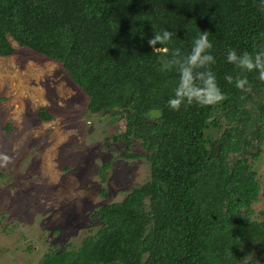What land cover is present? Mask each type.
Segmentation results:
<instances>
[{"label":"trees","instance_id":"16d2710c","mask_svg":"<svg viewBox=\"0 0 264 264\" xmlns=\"http://www.w3.org/2000/svg\"><path fill=\"white\" fill-rule=\"evenodd\" d=\"M165 29L169 54H187L209 32L224 101L168 107L178 73L161 71L162 47L148 44ZM11 39L57 61L89 112L118 109L113 137L138 140L149 162L147 180L90 212L100 220L93 232L75 247L45 251L37 264H247L250 247L264 254V217H250L258 182L248 162L263 138L264 99L252 92L264 81L227 62L229 49L264 50V0H0V55L12 53ZM229 75L246 76L250 91ZM216 109L226 123L212 139L205 132ZM37 117L52 113L40 106Z\"/></svg>","mask_w":264,"mask_h":264},{"label":"rangeland","instance_id":"374dc122","mask_svg":"<svg viewBox=\"0 0 264 264\" xmlns=\"http://www.w3.org/2000/svg\"><path fill=\"white\" fill-rule=\"evenodd\" d=\"M11 44L12 53L0 55V157L10 158L0 160V264H37L45 251L75 247L93 232L100 220L90 212L147 180L149 162L138 140L113 137L121 130L118 109L89 112L87 96L57 61ZM252 97L264 99V86ZM40 106L50 119L37 117ZM218 111L205 132L212 139L226 123ZM248 162L258 182L250 217L261 218L264 128L260 152ZM241 261L264 264V254L250 247Z\"/></svg>","mask_w":264,"mask_h":264},{"label":"clouds","instance_id":"9594fccd","mask_svg":"<svg viewBox=\"0 0 264 264\" xmlns=\"http://www.w3.org/2000/svg\"><path fill=\"white\" fill-rule=\"evenodd\" d=\"M209 32H201L192 41L190 52L183 54L179 48H174L169 54L166 47L172 42L173 33L167 29L162 32H154L148 44L157 48L159 43L164 55L159 63L161 71H171L175 69L178 73V83L174 89V94L169 98L167 104L173 111H179L181 107H188L196 104L201 107L215 106L227 97L221 91L216 79V74L212 71L216 59L212 54V42L208 39ZM227 62L239 68L242 72H257L259 79L264 81V50L250 53L244 51L237 53L235 49L227 52ZM225 79L228 83H234L237 89L242 92L250 91L251 85L246 76H237L235 79L229 75ZM4 164L10 161L7 155L0 157Z\"/></svg>","mask_w":264,"mask_h":264},{"label":"water","instance_id":"95a60500","mask_svg":"<svg viewBox=\"0 0 264 264\" xmlns=\"http://www.w3.org/2000/svg\"><path fill=\"white\" fill-rule=\"evenodd\" d=\"M216 153L218 152V143L215 144Z\"/></svg>","mask_w":264,"mask_h":264}]
</instances>
